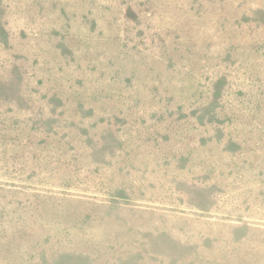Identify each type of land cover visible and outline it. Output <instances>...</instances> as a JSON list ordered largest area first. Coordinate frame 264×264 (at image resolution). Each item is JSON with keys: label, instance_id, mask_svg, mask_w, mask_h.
<instances>
[{"label": "rangeland", "instance_id": "obj_1", "mask_svg": "<svg viewBox=\"0 0 264 264\" xmlns=\"http://www.w3.org/2000/svg\"><path fill=\"white\" fill-rule=\"evenodd\" d=\"M0 264H264V0H0Z\"/></svg>", "mask_w": 264, "mask_h": 264}]
</instances>
